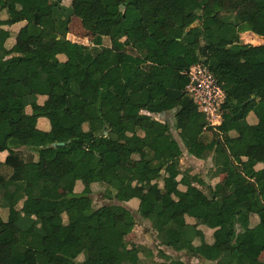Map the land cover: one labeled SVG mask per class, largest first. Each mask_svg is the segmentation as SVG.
Listing matches in <instances>:
<instances>
[{"label":"trees","instance_id":"1","mask_svg":"<svg viewBox=\"0 0 264 264\" xmlns=\"http://www.w3.org/2000/svg\"><path fill=\"white\" fill-rule=\"evenodd\" d=\"M62 1L0 0V264H142L153 254L127 245L136 220L122 202L158 245L253 264L264 249V44L240 34L264 39V0ZM73 19L92 44L67 38ZM196 64L226 93L216 128L186 89ZM184 151L210 157L212 178L181 170ZM84 171L110 202L94 206L92 183L73 191ZM163 259L154 264H195Z\"/></svg>","mask_w":264,"mask_h":264},{"label":"rangeland","instance_id":"2","mask_svg":"<svg viewBox=\"0 0 264 264\" xmlns=\"http://www.w3.org/2000/svg\"><path fill=\"white\" fill-rule=\"evenodd\" d=\"M19 3L22 0H17ZM52 0H38V4L43 6L46 4H49ZM62 4L68 8L70 7V0H63ZM146 4V0H138L139 7L143 8ZM69 34L68 37L76 42L84 43V44H92L93 35L89 32L84 30L80 25L79 21L77 19H73L71 24L68 28ZM120 32L119 29L116 28V32ZM240 38L245 43H251V44H264V40L260 37H257L253 35L250 31L242 32L240 34ZM102 43L103 45H109L110 40L108 37L103 36L102 37ZM37 69H41L43 67V64H38ZM39 70L34 69L32 71V76L38 75ZM158 119H163L162 117L155 115ZM171 117V115H169ZM172 122L173 120L170 119ZM130 128V126H129ZM173 135L179 140L178 133L176 130L172 129ZM180 168L181 170L187 171L189 174H199L203 177H206L205 180L208 181L209 178H212L214 168L212 167V161L211 158L208 157L206 159H197L193 156L187 154V152H183V155L180 158ZM46 164L40 165V169L45 168ZM261 165H258L257 167H260ZM49 174V173H47ZM225 173H221L219 177H215L212 179V182H216V180H220L222 177H224ZM82 180L83 183L91 184L92 175L86 171L81 173L80 176H78ZM179 178V177H178ZM93 188L95 189L93 193L91 194V198L93 200L94 206L102 205L104 203L110 202L109 200L105 199L103 196L102 188L99 186L97 187V184L92 183ZM161 181H154L153 187L157 188L159 185L161 186ZM181 187V186H180ZM202 192H207L205 187L198 186ZM81 189L79 187H76L74 192H78ZM68 192V191H66ZM139 193V191H136ZM65 193V192H63ZM114 203V201H112ZM116 203V202H115ZM123 206L130 209L135 217L136 223L132 229V231L126 236V242L127 245L133 249L134 251H138L140 248H147L152 252V256H146L145 252L144 254L140 253V260L142 264H154L155 262L163 261L164 257L167 255L172 258H179L185 262H193L195 264H210L208 262H205L204 260H201L197 257H191L188 256L185 252H176L172 250L171 248L158 245V241L155 239V233L153 232L150 222L146 219L141 218L135 211V209L132 207L130 203H124L122 202ZM221 236L218 235V232L212 234V230H206L205 232V239L208 242H212L213 239H220ZM225 238V237H224ZM222 240V239H220ZM163 253V254H161Z\"/></svg>","mask_w":264,"mask_h":264},{"label":"built area","instance_id":"3","mask_svg":"<svg viewBox=\"0 0 264 264\" xmlns=\"http://www.w3.org/2000/svg\"><path fill=\"white\" fill-rule=\"evenodd\" d=\"M187 76L188 94L196 102L199 111L204 113L208 125L216 128L222 120V106L226 98L224 89L204 64L190 66Z\"/></svg>","mask_w":264,"mask_h":264},{"label":"crops","instance_id":"4","mask_svg":"<svg viewBox=\"0 0 264 264\" xmlns=\"http://www.w3.org/2000/svg\"><path fill=\"white\" fill-rule=\"evenodd\" d=\"M21 25V22L20 21H18V22H16L15 24H13L12 26H10L9 27V29H10V31H11V34L13 35V33L15 32V31H17V29L19 28V26ZM245 32H247V31H245ZM252 33V32H251ZM68 34H69V31H68ZM68 34H67V38H69L68 37ZM253 35H255L254 33H252ZM255 36H257V35H255ZM257 37H259V36H257ZM261 38V37H260ZM70 39V38H69ZM264 40V39H263ZM13 42V37L12 38H10V43H12ZM33 75V74H32ZM38 75H36V76H34V77H37ZM45 99V97L44 96H40L39 98H38V101L39 102H42L43 100ZM27 110V112H29V108H27L26 109ZM37 126L40 128V129H42V130H47L48 129V122H47V120L45 119V118H39L38 119V121H37ZM5 156H6V153L5 152H0V161H3L4 160V158H5ZM46 163L44 162V161H40L39 162V164H38V167L40 168V165H45ZM45 168H46V166H45ZM44 169V168H43ZM79 178V177H78ZM206 178V177H205ZM80 179V178H79ZM80 183H78V185H76L73 189L75 190V188L76 187H79V188H81V185H82V180H78ZM19 185H25V183H5L4 184V186L5 187H17V186H19ZM79 192V191H78ZM213 234V233H212ZM218 235L219 236H221V238L220 239H222V240H220V239H213L212 241H214V240H220V241H224L225 239H226V234L224 233V232H218ZM225 237V238H224ZM253 264H264V249L260 252V254H259V256L256 258V260L254 261V263Z\"/></svg>","mask_w":264,"mask_h":264},{"label":"water","instance_id":"5","mask_svg":"<svg viewBox=\"0 0 264 264\" xmlns=\"http://www.w3.org/2000/svg\"><path fill=\"white\" fill-rule=\"evenodd\" d=\"M192 27V26H191ZM70 140H67V142H69ZM58 144H63V142H59ZM114 202H116V201H114ZM116 203H118V202H116ZM119 204H121V203H119Z\"/></svg>","mask_w":264,"mask_h":264}]
</instances>
